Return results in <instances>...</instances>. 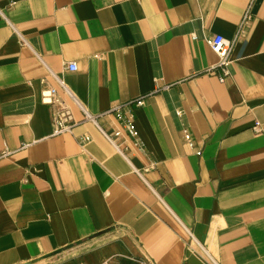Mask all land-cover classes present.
Returning a JSON list of instances; mask_svg holds the SVG:
<instances>
[{
  "label": "crops",
  "instance_id": "crops-1",
  "mask_svg": "<svg viewBox=\"0 0 264 264\" xmlns=\"http://www.w3.org/2000/svg\"><path fill=\"white\" fill-rule=\"evenodd\" d=\"M237 33L220 81L205 39ZM59 80L91 114L126 104L137 135L83 122ZM5 148L0 264H264V0H0Z\"/></svg>",
  "mask_w": 264,
  "mask_h": 264
},
{
  "label": "built area",
  "instance_id": "built-area-1",
  "mask_svg": "<svg viewBox=\"0 0 264 264\" xmlns=\"http://www.w3.org/2000/svg\"><path fill=\"white\" fill-rule=\"evenodd\" d=\"M250 19V11L247 9L241 19L240 27L238 33H241L242 28ZM237 35L232 39H226L222 35H213L205 39L209 48L215 53L217 56V62L211 67L206 69V73L208 74H218V78L220 81H224L227 77L230 76L229 66L232 62L231 55L234 48V45L237 41ZM67 69L70 71H74L76 69V63L71 61L67 63ZM59 84L62 86L64 91L71 97L75 103L78 105L80 110L83 113V122L89 121L96 124V119L99 116L108 115L113 113L118 120L121 122L122 129L126 130L131 136H136L137 132L134 129L133 119L134 114L133 110L127 109L126 104H118L113 106L111 109L104 113L100 114H91L87 111V109L78 103L76 99H74L72 93L68 90L62 80H59ZM40 99L43 104L49 105L50 107V120H51V135H60L63 133H71L75 125L78 123L74 116L73 112L68 104H66L57 94V91L53 87L44 86L40 93ZM143 98H139L134 103L135 107H140L143 104ZM182 138L186 145L193 150L196 155H200L201 149L195 147L194 140L187 129H182ZM121 135V130L116 129L114 132V137H119ZM82 141H88L89 138L83 136L81 138ZM26 144H22L20 148L26 147ZM9 151L5 148L2 152H0V158L6 156ZM137 264H154L148 258H141L136 260Z\"/></svg>",
  "mask_w": 264,
  "mask_h": 264
}]
</instances>
